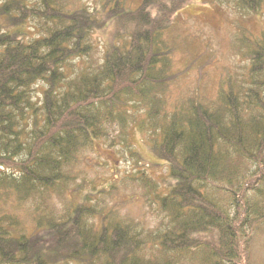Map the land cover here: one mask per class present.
<instances>
[{
	"label": "trees",
	"instance_id": "16d2710c",
	"mask_svg": "<svg viewBox=\"0 0 264 264\" xmlns=\"http://www.w3.org/2000/svg\"><path fill=\"white\" fill-rule=\"evenodd\" d=\"M68 1L0 0V264H264L254 254L264 232V32L238 40L244 79L229 75L215 98L168 109L175 48L164 33L192 0L134 9L104 0L91 11ZM262 4L238 0L249 11ZM129 120L153 132L149 149L174 181L162 193L143 172L132 178L163 227L143 231L88 191L58 211L50 197L81 188L69 186L79 156ZM8 200L28 204L32 232L3 210Z\"/></svg>",
	"mask_w": 264,
	"mask_h": 264
},
{
	"label": "rangeland",
	"instance_id": "374dc122",
	"mask_svg": "<svg viewBox=\"0 0 264 264\" xmlns=\"http://www.w3.org/2000/svg\"><path fill=\"white\" fill-rule=\"evenodd\" d=\"M104 0H69L67 7L78 9L86 6L95 10L97 2ZM141 0H125L134 9ZM111 27L98 31V47L111 37ZM264 32V4L249 11L238 5V0H192L183 9L173 13L164 37L174 45L172 79L168 84L166 107L172 109L184 98L197 95L213 99L219 82L231 75L238 80L246 77L247 59L238 51V40L256 37ZM101 48L96 51L100 56ZM36 95L39 93L35 91ZM136 121L145 120L142 109H134ZM149 124V121L145 120ZM137 124L129 120L127 131L110 129L109 137L87 148L79 156L73 169L76 177L70 188H81L77 194L66 192L50 197V203L58 211L71 204V199L82 200L83 192H89L88 202L96 207L110 210L117 217L133 220L143 231H155L163 227L165 216L152 200L145 199L143 188L135 178L139 171L150 176L157 184V190L167 193L168 186L174 181L169 178L165 160L154 154L150 145L148 126L141 131ZM158 131V130H157ZM10 201V200H8ZM16 205L11 200L2 208L16 211L22 225L32 232L28 204ZM255 244L257 257H264V232ZM58 264H61L58 263ZM74 264V263H70Z\"/></svg>",
	"mask_w": 264,
	"mask_h": 264
}]
</instances>
